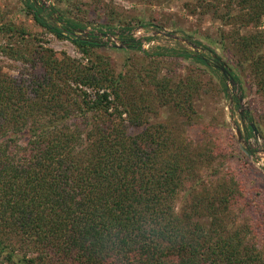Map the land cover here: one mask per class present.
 <instances>
[{
	"label": "trees",
	"instance_id": "obj_1",
	"mask_svg": "<svg viewBox=\"0 0 264 264\" xmlns=\"http://www.w3.org/2000/svg\"><path fill=\"white\" fill-rule=\"evenodd\" d=\"M197 1L231 28L218 45L250 78L230 74L245 92L256 87L264 105V0ZM23 5L44 32L0 10V54L24 65L17 75L0 67V264H264V190L247 186L264 176L255 151L234 133L219 151L151 122L162 108L195 116V66L177 83L170 63L209 68L204 56L149 53L123 32L130 56L117 73L106 43L76 34L81 23L35 0ZM48 33L80 57H59ZM249 119L264 139V108Z\"/></svg>",
	"mask_w": 264,
	"mask_h": 264
},
{
	"label": "rangeland",
	"instance_id": "obj_2",
	"mask_svg": "<svg viewBox=\"0 0 264 264\" xmlns=\"http://www.w3.org/2000/svg\"><path fill=\"white\" fill-rule=\"evenodd\" d=\"M23 1L0 0V10L4 11L8 18L14 22L24 24L32 31L44 32L26 14ZM35 1L46 6L49 10L55 8L66 18L81 23L83 27L75 31L77 35L83 36V38L96 36L106 43L109 49L105 51V54L111 56L115 61L117 73L125 70L123 65L130 56L128 52L122 51L125 44L121 41L120 34L123 32H126L127 35L131 33L141 43L142 50L149 53L163 52L161 49L165 48L178 54L187 51L193 55L204 56L210 64L209 68H205L198 61L185 60L180 57H176L174 63H170L171 78L177 83L190 75L191 71L186 69L188 66H195L192 68L195 71L193 78L201 83V92L194 96L195 116L189 120V118L177 114L173 108H162L151 122L169 125L175 129L177 137L191 142L193 145H197L200 141L211 140L213 147L220 151V149L229 146L230 133H234L237 140L234 127L231 125V120H233L240 127L243 137L248 141V148L243 147V149L255 151L253 155H250L252 164L264 173V139L260 135L256 136L255 133L251 134L248 129L249 123L254 124L249 118L252 117L255 120L257 115L263 112L262 99L257 93L256 87H252L250 83H247L245 92L239 86L233 87L230 82L225 80L228 91L226 92L224 89L222 73L219 68H215V65L225 64L230 73H240L243 80L250 78V71L248 65L242 69L227 63L228 59L218 45L219 32L221 29L229 32L231 28L214 20L212 14H203L201 8L196 9L197 0ZM127 27L132 31H127ZM263 29L264 23L261 30ZM254 30L256 28L253 26L245 27L241 29V33L249 34ZM158 31L172 32L195 42L199 47V52H196L191 46L163 35L148 36V34ZM47 39L50 47L58 53L59 57L62 58L64 52L71 57H80L78 50L70 40L59 39L49 33ZM0 42H3L1 36ZM215 56L220 58V63ZM0 67L10 75H17L24 65L0 54ZM163 70V74L167 73V70ZM201 70L204 72L201 73ZM198 74L201 77L197 76ZM238 97L242 98V102ZM238 145L240 146L239 142ZM227 162L231 168L236 167L235 161L229 159ZM247 186L264 190V176L258 173L255 177L249 176Z\"/></svg>",
	"mask_w": 264,
	"mask_h": 264
},
{
	"label": "water",
	"instance_id": "obj_3",
	"mask_svg": "<svg viewBox=\"0 0 264 264\" xmlns=\"http://www.w3.org/2000/svg\"><path fill=\"white\" fill-rule=\"evenodd\" d=\"M149 35L150 36L163 35V36L169 37V38H171L173 40H176V41L184 43V44H186L188 46H191L196 52H199V47L195 44V42H193V41H191V40H189L187 38L180 37V36H178L175 33L158 31V32L150 33V34H148V36ZM217 60L219 61V63L221 62L220 59L217 58ZM215 68H219L220 69V71H221L222 75L224 76V78H226V80H228V82H230L233 87L238 86V84L234 81L233 77L231 76V74H230V72H229V70H228V68L226 67L225 64L224 65H222V64L215 65ZM238 98H239V101L242 102V98L241 97H238ZM231 125L234 127V130H235V133H236V136H237V140H238L240 146L242 148L243 147L248 148V141L243 137V134L241 132L240 127L233 120H231ZM252 127L254 129L255 135L259 136V133H258V131H257V129L254 126L253 123H252Z\"/></svg>",
	"mask_w": 264,
	"mask_h": 264
}]
</instances>
